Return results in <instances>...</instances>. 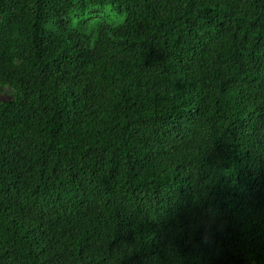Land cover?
I'll use <instances>...</instances> for the list:
<instances>
[{
	"label": "trees",
	"instance_id": "trees-1",
	"mask_svg": "<svg viewBox=\"0 0 264 264\" xmlns=\"http://www.w3.org/2000/svg\"><path fill=\"white\" fill-rule=\"evenodd\" d=\"M0 264H264V0H0Z\"/></svg>",
	"mask_w": 264,
	"mask_h": 264
},
{
	"label": "rangeland",
	"instance_id": "rangeland-1",
	"mask_svg": "<svg viewBox=\"0 0 264 264\" xmlns=\"http://www.w3.org/2000/svg\"><path fill=\"white\" fill-rule=\"evenodd\" d=\"M12 97L11 91L8 89H0V101L8 100Z\"/></svg>",
	"mask_w": 264,
	"mask_h": 264
}]
</instances>
